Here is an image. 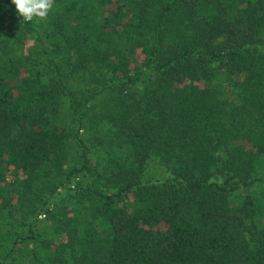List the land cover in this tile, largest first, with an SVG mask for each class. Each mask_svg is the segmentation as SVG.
<instances>
[{"label":"trees","instance_id":"1","mask_svg":"<svg viewBox=\"0 0 264 264\" xmlns=\"http://www.w3.org/2000/svg\"><path fill=\"white\" fill-rule=\"evenodd\" d=\"M4 5L0 264H264V0ZM115 30L145 47L134 74Z\"/></svg>","mask_w":264,"mask_h":264},{"label":"rangeland","instance_id":"2","mask_svg":"<svg viewBox=\"0 0 264 264\" xmlns=\"http://www.w3.org/2000/svg\"><path fill=\"white\" fill-rule=\"evenodd\" d=\"M1 1L5 3L4 8H10V9L15 10V5H13L11 3V0H1ZM63 1L64 0H55V3L59 4ZM35 19L39 20L38 18H35ZM9 27L5 28L4 31H6L7 33L8 32L14 33L15 31L13 29H9ZM124 38H125L124 35L120 34V30H115L110 39L112 41L114 40V42L117 44V47L123 53V56L127 57V59H128V60H126L127 66H125V68L127 67L128 73L134 74V73H136L134 67H138L139 65H141L143 53L145 51V47L142 46L141 42H135L132 50L130 52H127L125 45H123V41L125 40ZM77 86L78 87L81 86L80 83H78ZM102 123H106V122L103 121ZM88 135H89V133L86 132L82 137L86 138ZM106 143H107L106 136H103L102 132L99 133V135L96 139H93L91 142H88V155H89V158H90V161L92 162V164L101 165V164L106 162L107 151H109L108 148L106 147L107 146ZM71 155H75V154L71 152ZM71 155H70V157H72ZM96 171H97V169H96ZM91 181H93V178H91L89 176V173H86L83 175L79 174L75 177H71L69 179V181L65 182V187L67 186L69 188H72L75 186L76 182H79V183L84 185L86 182L91 183ZM98 185H100L104 191L113 189L112 185L109 182H107L106 184H98ZM64 192H65L64 187L58 186L56 189V193L49 197V200L43 206V209L37 214V219H39L41 222L44 221L47 214L50 211H53V209L56 208L57 203H59L61 201V199L64 196ZM25 211H27V210L23 209L22 211H19L18 214L16 215V218L19 219V218H23V217H28V215ZM17 221H19V220H17ZM40 224L41 223H38L37 227H39ZM21 226L22 225L20 223H16L15 229L17 231L19 229L24 230L25 228L24 227L22 228ZM16 249H17V246H16ZM19 252L20 253L16 255V259H15L16 263H21V261L24 260L22 258V253H24V252L22 250H19ZM9 262H10L9 260H4L2 262V264L9 263Z\"/></svg>","mask_w":264,"mask_h":264},{"label":"clouds","instance_id":"3","mask_svg":"<svg viewBox=\"0 0 264 264\" xmlns=\"http://www.w3.org/2000/svg\"><path fill=\"white\" fill-rule=\"evenodd\" d=\"M15 10L23 21H32L34 18L44 20L53 9L55 0H11Z\"/></svg>","mask_w":264,"mask_h":264}]
</instances>
